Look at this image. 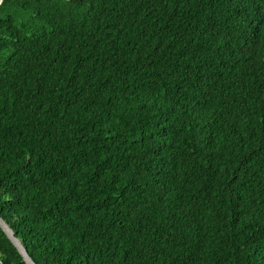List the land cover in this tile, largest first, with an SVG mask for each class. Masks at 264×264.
<instances>
[{
  "label": "trees",
  "instance_id": "16d2710c",
  "mask_svg": "<svg viewBox=\"0 0 264 264\" xmlns=\"http://www.w3.org/2000/svg\"><path fill=\"white\" fill-rule=\"evenodd\" d=\"M0 216L36 264H264V0H0Z\"/></svg>",
  "mask_w": 264,
  "mask_h": 264
},
{
  "label": "water",
  "instance_id": "95a60500",
  "mask_svg": "<svg viewBox=\"0 0 264 264\" xmlns=\"http://www.w3.org/2000/svg\"><path fill=\"white\" fill-rule=\"evenodd\" d=\"M0 228L4 231L9 240L16 247L18 252L26 264H36L33 258L29 255L28 249L25 247L21 239L16 236L15 231L11 228L8 222L0 216Z\"/></svg>",
  "mask_w": 264,
  "mask_h": 264
}]
</instances>
